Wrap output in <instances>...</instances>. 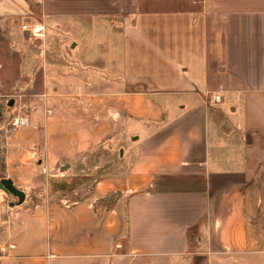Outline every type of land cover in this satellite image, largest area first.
Here are the masks:
<instances>
[{
    "label": "crops",
    "instance_id": "crops-1",
    "mask_svg": "<svg viewBox=\"0 0 264 264\" xmlns=\"http://www.w3.org/2000/svg\"><path fill=\"white\" fill-rule=\"evenodd\" d=\"M36 4L102 31L118 63L82 64L96 78L45 103L51 124L38 110L10 135L1 178L26 198L0 204V264H264V0H0V21ZM235 40L259 43L257 74ZM110 141L113 171L51 193L52 170Z\"/></svg>",
    "mask_w": 264,
    "mask_h": 264
},
{
    "label": "rangeland",
    "instance_id": "rangeland-1",
    "mask_svg": "<svg viewBox=\"0 0 264 264\" xmlns=\"http://www.w3.org/2000/svg\"><path fill=\"white\" fill-rule=\"evenodd\" d=\"M65 21V17H49L38 4L26 15L24 23L0 21V179L5 168L9 137L15 129L22 127L15 126L16 118L28 117L42 110L44 116L49 115L47 121L51 124L54 116L50 114L54 110L51 105L45 104L51 101L50 98L66 97L68 93L76 92L68 89L75 77L80 82L82 77L93 79L98 70L104 72L101 70L112 69L118 63L116 55L110 52V44L103 45L102 31L101 34L95 33L87 25L78 27L71 23L67 25ZM37 22H43L46 26L42 37L34 36L23 28L24 24L31 27ZM111 34L113 36L112 30ZM110 43H113L111 38ZM222 43L225 50L226 47L231 50V60L240 64L244 73H258L261 59L258 57L259 43L256 40ZM220 44L214 43L215 54L221 53L220 47L216 48ZM242 49L255 54L249 53L250 58L241 57ZM90 59L96 64L97 71L91 69L88 74L81 68ZM220 60L212 58L214 65ZM77 69L81 73L77 72L73 76L71 73ZM10 99H14L12 105L9 104ZM66 133L65 129L63 134ZM114 145L113 141L106 142L74 160L72 164L67 162L70 164L68 168L52 170L46 186L51 193L64 191L68 195L87 188L98 172L114 170L115 161L120 156L119 147H112ZM9 199L18 201V197L11 198L0 189V204L3 208ZM155 260L151 258L149 264H156Z\"/></svg>",
    "mask_w": 264,
    "mask_h": 264
},
{
    "label": "water",
    "instance_id": "water-1",
    "mask_svg": "<svg viewBox=\"0 0 264 264\" xmlns=\"http://www.w3.org/2000/svg\"><path fill=\"white\" fill-rule=\"evenodd\" d=\"M14 103V99H10L9 104L12 105ZM70 166L69 163L65 164L61 167L62 170L68 168ZM0 189H3L11 198L18 197V203L24 202L26 198V192L15 185L14 181L10 177H2L0 179ZM15 201H11L10 205H15Z\"/></svg>",
    "mask_w": 264,
    "mask_h": 264
},
{
    "label": "built area",
    "instance_id": "built-area-1",
    "mask_svg": "<svg viewBox=\"0 0 264 264\" xmlns=\"http://www.w3.org/2000/svg\"><path fill=\"white\" fill-rule=\"evenodd\" d=\"M23 28L28 29L30 33H32L34 36L42 37L45 35L46 26L43 22H37L31 27H28L26 24H24ZM220 90L222 91V87L220 88ZM221 100H222V96L220 93L214 94L211 97L212 102H220ZM29 122L30 121L28 117L20 116L16 118L14 124L17 127H20V126L28 125Z\"/></svg>",
    "mask_w": 264,
    "mask_h": 264
}]
</instances>
